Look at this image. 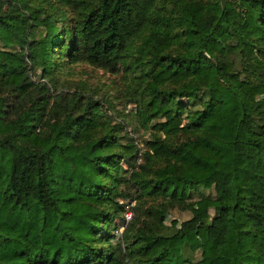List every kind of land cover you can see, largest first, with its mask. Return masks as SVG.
<instances>
[{"label":"trees","instance_id":"obj_1","mask_svg":"<svg viewBox=\"0 0 264 264\" xmlns=\"http://www.w3.org/2000/svg\"><path fill=\"white\" fill-rule=\"evenodd\" d=\"M0 264H264V0H0Z\"/></svg>","mask_w":264,"mask_h":264},{"label":"rangeland","instance_id":"obj_2","mask_svg":"<svg viewBox=\"0 0 264 264\" xmlns=\"http://www.w3.org/2000/svg\"><path fill=\"white\" fill-rule=\"evenodd\" d=\"M62 79H66V82H70L72 85L78 84L80 81H86L89 84H99L104 87L110 85L113 89L111 90L113 94H118L121 88L125 85L126 75L121 71L116 73H110L101 68L86 64V63H76L71 65L68 68V72H65L62 76ZM121 95H123L121 93ZM126 95H123L116 100V113H113V116L116 120L123 118V124L126 127L125 129H130L132 136H134V141L143 145L144 140L148 138L149 132L142 127L136 118V109L133 102H128ZM209 192V191H207ZM135 200L130 201L129 205H134ZM128 205V206H129ZM210 212H213V208H210ZM189 216L188 210L179 209L177 207L170 208L164 212V222L166 224L180 225L181 221ZM122 227H119L116 231H121ZM192 235L195 236V240H192L194 247H199L198 233L200 232V227L196 226L195 229L191 230Z\"/></svg>","mask_w":264,"mask_h":264},{"label":"built area","instance_id":"obj_3","mask_svg":"<svg viewBox=\"0 0 264 264\" xmlns=\"http://www.w3.org/2000/svg\"><path fill=\"white\" fill-rule=\"evenodd\" d=\"M126 215H127V217H129V216H130V211H128V212L126 213Z\"/></svg>","mask_w":264,"mask_h":264}]
</instances>
